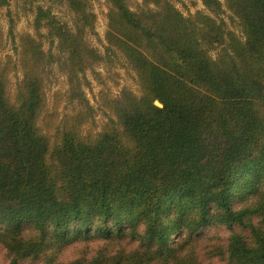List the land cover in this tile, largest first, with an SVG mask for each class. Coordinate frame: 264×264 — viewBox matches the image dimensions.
Segmentation results:
<instances>
[{"label": "trees", "instance_id": "16d2710c", "mask_svg": "<svg viewBox=\"0 0 264 264\" xmlns=\"http://www.w3.org/2000/svg\"><path fill=\"white\" fill-rule=\"evenodd\" d=\"M91 1L34 5V35L18 41L12 18L7 35L0 30L8 264H264V0H197L204 11L192 16L173 0H141L136 11L105 0L102 53L86 38ZM7 38L17 59L3 55ZM116 62L135 74L138 93H104L106 120L83 133L95 113L86 73ZM53 66L68 85L55 98L75 107L60 120L47 112ZM213 229L223 235H203ZM95 241L104 245L93 254L61 260Z\"/></svg>", "mask_w": 264, "mask_h": 264}, {"label": "rangeland", "instance_id": "374dc122", "mask_svg": "<svg viewBox=\"0 0 264 264\" xmlns=\"http://www.w3.org/2000/svg\"><path fill=\"white\" fill-rule=\"evenodd\" d=\"M126 1L129 8L133 11L138 10L141 5V0ZM44 3L45 0H31V4L29 0H10L7 8H0V30L7 35L9 18H12L14 21L13 33L16 36L17 41L19 35L22 33L28 32L31 35H34V30L31 26L33 14L30 9L37 4L45 5ZM173 3L184 16H192L197 11H204L201 2L197 0H173ZM91 5L92 11L96 15L95 34L88 35L86 38L91 47L96 48L100 53H102L105 45L104 36L107 29L106 14L108 12V6L105 0H92ZM58 15L63 20L68 19V15L64 11L58 12ZM224 20L228 24L229 29L238 34V29L234 28L226 17H224ZM14 47L15 46L11 43L10 38H7L3 55L11 54L15 59H17V55L14 53ZM47 48L48 46L45 45L46 50ZM95 73L98 75L94 76L90 71L86 73V77L90 81V86L84 88V92L95 113L90 121L83 124V133L98 132L103 122L106 120L103 115L106 110L102 108V97L104 93H106L110 98H117L120 91L124 88L135 94L138 93L135 74L121 62H116L114 65H99L95 67ZM20 78L21 73L19 71L10 77V95L14 94ZM67 87L66 77L57 69L56 66H53L45 79L47 112L50 113L55 111L56 117L59 120L61 117L66 115H72L75 111V107L73 105L67 104L65 100L55 98L59 92H65ZM203 235L221 236L223 234L220 229H213L204 232ZM103 245L104 243L102 241H95L84 245L69 247L62 253L61 260H72L78 255V253L93 254L97 249L103 247ZM0 264H8L5 250L1 246ZM202 264L219 263L215 260L209 262L207 259L202 258Z\"/></svg>", "mask_w": 264, "mask_h": 264}, {"label": "water", "instance_id": "95a60500", "mask_svg": "<svg viewBox=\"0 0 264 264\" xmlns=\"http://www.w3.org/2000/svg\"><path fill=\"white\" fill-rule=\"evenodd\" d=\"M154 104H155L157 107H160V108L162 107V105H161L159 102H157V101H155Z\"/></svg>", "mask_w": 264, "mask_h": 264}]
</instances>
